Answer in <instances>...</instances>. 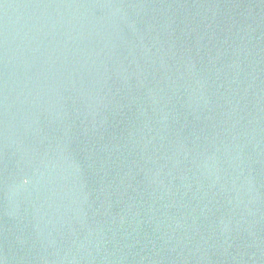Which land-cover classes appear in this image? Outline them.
Returning a JSON list of instances; mask_svg holds the SVG:
<instances>
[{
    "label": "water",
    "instance_id": "95a60500",
    "mask_svg": "<svg viewBox=\"0 0 264 264\" xmlns=\"http://www.w3.org/2000/svg\"><path fill=\"white\" fill-rule=\"evenodd\" d=\"M0 264H264V0H0Z\"/></svg>",
    "mask_w": 264,
    "mask_h": 264
}]
</instances>
